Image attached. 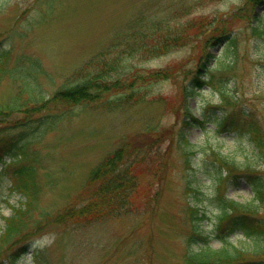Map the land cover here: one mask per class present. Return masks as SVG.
Wrapping results in <instances>:
<instances>
[{"label":"rangeland","instance_id":"rangeland-1","mask_svg":"<svg viewBox=\"0 0 264 264\" xmlns=\"http://www.w3.org/2000/svg\"><path fill=\"white\" fill-rule=\"evenodd\" d=\"M241 3L242 0H0V50L6 52L9 66L17 56L39 60V70L32 79L36 93L48 96L65 75L101 51H108V58L116 60L111 77L129 81L137 74L145 76L133 84L144 98L125 108L107 112L76 107V116H65L56 128L45 132L41 127L37 129L35 118L47 109L33 114L18 110L0 122V136L6 139L7 134L19 132L21 124L35 121L28 128V135L37 129L39 137L31 138L34 142L30 145L37 150L39 160L40 192L33 216H39L42 210L49 213L48 221L39 230L28 227L20 241L0 248L1 263L14 258L18 264H33L31 250L38 248L48 264H185L192 248L203 243L215 228L213 198L222 193L240 201L251 196L243 178L237 184L229 181L243 177L245 169L264 180V32L257 35L254 19L236 16ZM228 16L230 22L226 23ZM262 18L258 25L264 29ZM148 20L179 31L184 41L159 54H148L140 49L148 37L138 33ZM222 23L237 36L225 53L223 49L229 44L225 31L218 44L208 41ZM126 38L130 42L135 39V51H129ZM217 57V74L227 75L222 83L224 101L207 86L187 97L184 88L192 75L200 73L204 63L203 68L210 66ZM160 69L174 76L151 79L146 75ZM18 86L4 76L0 80V104L15 95ZM117 92L111 94L115 96ZM22 99L26 100V94ZM237 99L242 101L239 105L246 103L250 108L259 130L255 139H262L261 146L244 132L218 129V116L222 111L232 112ZM188 105L195 118L204 114L207 120L184 126ZM124 139L137 144L143 156L135 167L141 186L133 199L135 210L79 227L54 222V215L82 191L90 167ZM217 150L234 161L224 165L230 171H223L219 187L210 175L215 176L218 166ZM237 163L244 165L234 171ZM6 180V176H0V239L5 233V219L26 199L21 193L11 192ZM197 209L205 217L195 223L193 212ZM224 229L220 225V231ZM231 239L242 246L250 244L238 235ZM21 240H28L27 251L20 249ZM210 242L219 245L214 238Z\"/></svg>","mask_w":264,"mask_h":264},{"label":"trees","instance_id":"trees-1","mask_svg":"<svg viewBox=\"0 0 264 264\" xmlns=\"http://www.w3.org/2000/svg\"><path fill=\"white\" fill-rule=\"evenodd\" d=\"M242 2L237 11L239 14L236 13V16L240 18L246 16L254 19L256 21L255 26L263 21L264 11L259 12L254 8L256 6L264 7V0H242ZM222 24L220 27H222ZM151 28L155 31L154 35L150 31ZM258 29L259 33L264 32V29L260 28L259 25ZM138 33L139 36L145 35L148 37L145 44L140 45V48H144L148 54L164 52L168 46L180 44L185 39L179 31L157 26L152 20H148L146 24L143 23L139 27ZM132 34V37L135 38V32ZM230 39L232 41L224 51L233 47L235 38L233 36ZM134 40L131 42L127 38L124 40L130 48V52L135 51L133 50ZM2 55L3 53L0 54V57L3 59ZM105 55L106 53L99 52L80 64L64 77L60 86L48 97L33 90L32 79L35 78V73L40 66L37 58L22 56L21 60L16 61L10 68L5 62L0 61V78L7 75L20 86L16 95L12 97L13 100L5 105L0 104V120L6 113L18 111L22 107L27 108L28 105H31V109L27 108V112L39 111L45 108L55 109L37 116L36 127L37 129L41 127L42 132H45L47 128H54L65 116H75L76 109H74V106L76 105L91 110L102 108L113 111L119 108L120 105L130 103L132 97L137 99L136 91L130 88L125 93L121 91V94L116 98H110L109 95L112 89H122L124 86L118 78L110 76V72L116 68V60H107ZM109 61L114 62L108 63ZM153 75L156 78L169 77L170 73L168 70H158ZM206 75L210 78L214 74L209 73ZM199 77L200 73L194 75L190 81V86L185 87L186 96L194 93L193 87H200L207 83L211 86V80L203 81ZM22 94H26V100L22 99ZM60 107L62 108L57 110ZM251 115L253 116L252 113ZM251 115L248 113L247 107H241L238 109L237 114L233 110L226 116L230 118V123L234 124L233 126L237 128L244 127L245 133L249 135L253 133L259 136L254 116L255 124L250 120ZM185 123L189 124L190 122L186 120ZM26 124H24V127ZM37 129L31 135L23 130L18 132L9 139L10 145L8 148L2 147L7 143L3 144L4 142H1L3 139L0 138V144H3L0 145L1 174H6L9 177L12 191L22 192L27 197V201L19 207H15L12 214L6 218V228L4 237L0 242V248L6 243L20 241V234L24 235L23 232L28 228L26 221L39 192L38 167L35 165L38 152L30 147L34 142L31 138L38 137L36 134ZM253 139L257 146H261V138L255 139V136H253ZM217 153V159L223 164H233L234 161L229 159L226 154L220 151ZM142 157L140 147L137 144H130L127 139H124L89 170L80 194L74 202L55 214L54 221L59 224L79 226L118 218L133 212L136 208L133 199L139 194V187H141L140 174L139 171L136 172L135 167L136 162L140 161ZM7 158H9L8 162L6 161ZM239 165L237 163L235 166L239 167ZM217 173L219 181L222 173L221 168L217 170ZM244 176L252 190L250 198L240 201L225 194H220L213 200V204L217 209V224L223 223L226 229L229 230L227 234L214 235L220 240L221 245L218 247L212 246L208 240L198 244L189 252L185 264H264V211L260 213L264 203V181L261 176L251 174L249 170L244 172ZM236 179L238 178L234 180L236 181ZM193 214L195 222L203 216L199 215L197 211ZM235 232H241L243 236L251 239L252 251L259 256L258 259L249 261L245 257L246 248L235 244L229 239L231 233ZM27 247L26 244L21 249ZM32 258L34 264H48L40 249H33ZM0 264L4 263L0 262ZM10 264H14V261Z\"/></svg>","mask_w":264,"mask_h":264}]
</instances>
